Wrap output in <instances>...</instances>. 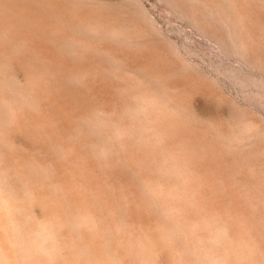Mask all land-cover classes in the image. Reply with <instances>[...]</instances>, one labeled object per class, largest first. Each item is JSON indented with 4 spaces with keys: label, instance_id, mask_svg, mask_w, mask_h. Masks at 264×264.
<instances>
[{
    "label": "rangeland",
    "instance_id": "rangeland-1",
    "mask_svg": "<svg viewBox=\"0 0 264 264\" xmlns=\"http://www.w3.org/2000/svg\"><path fill=\"white\" fill-rule=\"evenodd\" d=\"M47 218L75 264H264V0H0V264Z\"/></svg>",
    "mask_w": 264,
    "mask_h": 264
},
{
    "label": "bare ground",
    "instance_id": "bare-ground-1",
    "mask_svg": "<svg viewBox=\"0 0 264 264\" xmlns=\"http://www.w3.org/2000/svg\"><path fill=\"white\" fill-rule=\"evenodd\" d=\"M20 199L21 198H13L11 201L4 202V205L6 206V208L8 207L9 209H14L15 210L18 207L17 202L23 201L22 200L23 198L21 200ZM27 199H25L26 202H27ZM29 200H30V198L28 199V201ZM30 202H31V200H30ZM21 204H23V203H21ZM4 210H5V208H4ZM55 226H58V225L55 224V220L52 219V218H47L45 220V222H42V223L37 222L35 220H34V222L33 221L32 222L30 221V223L27 224L26 227H23V232H22L23 234H22V237H21V241H20L21 243H20V245H18V247H17L16 246V243H14L15 241H13L12 244L10 243L11 245H13V247H11V246H10L11 248L8 247L9 249H8V251H6L7 253L3 255V260H4V263L3 264H75V263H73V260L70 259V257H69L70 255H68L66 253V252H68L67 250L70 249V248H68V245L69 244H68V241L67 240L64 241V242H58V241H56L57 242L56 244L50 245V246H53L51 249H47L46 250V249H43L42 243H40L36 238H34L35 233L36 232H39L40 230L46 231L47 232V235H52L53 229L55 228ZM37 235H38V233H37ZM38 236H40V235H38ZM12 237H13V235H12ZM19 238H20V236H19ZM12 239L13 238H11V240ZM70 241H71V239H70ZM76 241H78V240H76ZM8 242H10V241H8ZM77 243H74L73 246L71 244V246L74 247V248H75V244L78 245V246H81L80 244H77ZM7 246H9V245H7ZM1 250H3V249H1ZM72 252H73V250H72ZM78 252L75 253V254H77V256H79V253ZM80 254H81V252H80ZM91 261L89 263H91Z\"/></svg>",
    "mask_w": 264,
    "mask_h": 264
}]
</instances>
